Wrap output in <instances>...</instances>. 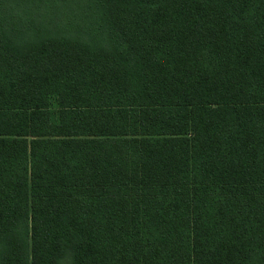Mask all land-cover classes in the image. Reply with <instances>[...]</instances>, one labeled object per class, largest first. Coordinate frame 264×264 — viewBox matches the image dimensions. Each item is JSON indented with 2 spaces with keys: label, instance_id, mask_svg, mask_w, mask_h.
<instances>
[{
  "label": "trees",
  "instance_id": "obj_1",
  "mask_svg": "<svg viewBox=\"0 0 264 264\" xmlns=\"http://www.w3.org/2000/svg\"><path fill=\"white\" fill-rule=\"evenodd\" d=\"M264 264V0H0V264Z\"/></svg>",
  "mask_w": 264,
  "mask_h": 264
},
{
  "label": "rangeland",
  "instance_id": "obj_2",
  "mask_svg": "<svg viewBox=\"0 0 264 264\" xmlns=\"http://www.w3.org/2000/svg\"><path fill=\"white\" fill-rule=\"evenodd\" d=\"M70 262H71V254L69 252H67L61 258V260L59 261V264H70Z\"/></svg>",
  "mask_w": 264,
  "mask_h": 264
}]
</instances>
